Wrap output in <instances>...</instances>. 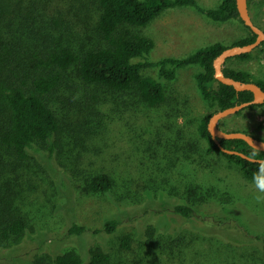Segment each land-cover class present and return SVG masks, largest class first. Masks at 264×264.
Segmentation results:
<instances>
[{
  "label": "rangeland",
  "instance_id": "rangeland-1",
  "mask_svg": "<svg viewBox=\"0 0 264 264\" xmlns=\"http://www.w3.org/2000/svg\"><path fill=\"white\" fill-rule=\"evenodd\" d=\"M221 1L198 0L205 8H216ZM249 8L264 31V4L253 2ZM138 31L155 43L149 56L152 62L187 57L219 42L231 46L248 34L236 21L214 23L193 8L169 9ZM252 52L249 60L233 57L226 67L246 70L253 79L264 81V51ZM201 70L199 66L179 69L172 83L169 97L178 101L181 110V120L174 125L178 131L173 132L166 129L164 119L143 109L125 111L121 101L113 103L111 98L101 106L92 105L96 119H83L78 103L87 92L71 74L50 98L59 119L67 125L61 131L58 159L52 163L40 160L46 169L54 164L57 169L66 166L75 170L73 208L60 191L55 173L46 179L45 195L23 189L17 206L29 222L27 243L16 246L17 256L12 253L14 247H0V264H28L26 260L34 251L52 256L75 251L88 256L96 248L110 255L109 264H129L119 252L127 228L138 244L130 264H264V181L245 179L240 168L221 153L208 151L207 142L198 133L200 121L211 113L194 79ZM234 116L230 129L236 126L253 131L264 126V104ZM258 134L264 137V131ZM103 172L112 176L111 191L90 192L88 182ZM187 188L194 197L191 219L174 212V206L188 202ZM110 217L124 221L113 234L102 231ZM212 217L216 222H235L249 239L238 240L235 226L221 230L223 234L197 229L200 220ZM212 221L203 223L211 229ZM72 222L86 228L84 236L68 235ZM149 233L153 235L150 243Z\"/></svg>",
  "mask_w": 264,
  "mask_h": 264
},
{
  "label": "trees",
  "instance_id": "trees-1",
  "mask_svg": "<svg viewBox=\"0 0 264 264\" xmlns=\"http://www.w3.org/2000/svg\"><path fill=\"white\" fill-rule=\"evenodd\" d=\"M236 1L222 0L216 8H205L198 0H0V247H14L11 251L16 255V246L22 244L29 234L28 219L17 206L23 189L43 196L47 190L46 179L55 173L60 191L68 206L73 208L72 176L75 170L73 172L66 166L57 169L54 164L46 169L40 160L43 158L52 163L58 159L61 131L67 125L59 119L50 98L71 74L72 80L76 78L87 92L78 103L83 119H96L92 105L101 106L103 101L111 98L113 103L121 101L123 110L137 112L143 109L160 120L164 119L166 129L173 132L178 131L174 125L181 120V110L177 107L178 101L170 100L172 83L177 80L179 69L199 66L202 70L194 75L197 91L211 113L200 121L198 133L207 142L208 151L221 153L240 168L245 179L264 181L263 163L223 153L208 128L213 114L251 102L254 98L251 92H237L215 77L214 61L223 51L251 44L257 38L241 20ZM253 2L264 4L262 0H249L248 5ZM174 8H193L214 23L236 21L247 29L248 34L231 46L219 42L187 57H167L152 62L149 56L155 43L138 28L147 27L165 11ZM261 50L264 51V42L256 49ZM252 55L253 52L235 58L249 60ZM232 59L224 64L226 76L254 82L264 90V81L253 79L248 71L226 67ZM147 72L152 75L147 76ZM258 106L262 105H252L243 111ZM232 119H223L218 127L227 132L250 134L264 141V137L258 134L264 131V126L253 131L236 126L230 129ZM220 144L228 150L264 160V152L251 148L243 140H220ZM87 187L94 194L108 193L113 187L112 176L107 172L97 174ZM186 190L188 202L174 206V212L191 219L195 212L192 207L194 197L188 188ZM213 219L203 218L197 229L209 234H223L221 230L227 227L237 228L238 240L249 239V236H243L246 233L235 222L221 223ZM205 221H212L211 229L203 223ZM123 226L124 221L110 217L102 231L113 234ZM67 233L82 237L86 228L72 222ZM148 237V243L152 242V233ZM262 240L264 244V237ZM34 249L29 248V251ZM137 249L138 244L127 228L120 239L122 259L130 264ZM110 258L98 248L91 250L88 256L75 251L57 252L53 256L34 251L26 263L109 264Z\"/></svg>",
  "mask_w": 264,
  "mask_h": 264
},
{
  "label": "water",
  "instance_id": "water-1",
  "mask_svg": "<svg viewBox=\"0 0 264 264\" xmlns=\"http://www.w3.org/2000/svg\"><path fill=\"white\" fill-rule=\"evenodd\" d=\"M264 1V0H262ZM249 0H237V9L240 15L241 20L243 21L244 25L248 27L256 36V41L243 46H233L227 48L223 51L214 61V69H215V77L216 79L224 85L233 87L237 92H251L253 94V100L248 103H243L225 110H220L217 113L213 114L209 119L208 128L209 132L218 145L219 149L227 154L232 156H240L243 159H246L253 163H263L264 160H258L247 156L246 154L239 152L228 150L224 148L220 144V140H243L245 141L251 148L264 152V141L256 139L255 137L251 136L250 134H246L243 132H227L218 127V124L223 119L228 117H232L243 111L244 109L248 108L252 105H262L264 104V90L254 82H242L231 77L225 75L223 71L224 64L230 58L242 55V54H249L264 42V31L256 25L254 22L248 5Z\"/></svg>",
  "mask_w": 264,
  "mask_h": 264
}]
</instances>
